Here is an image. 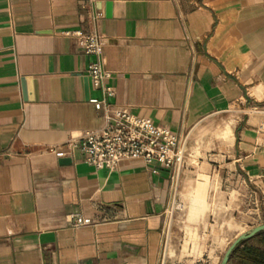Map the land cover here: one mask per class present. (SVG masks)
I'll list each match as a JSON object with an SVG mask.
<instances>
[{"label":"crops","instance_id":"0c3cea01","mask_svg":"<svg viewBox=\"0 0 264 264\" xmlns=\"http://www.w3.org/2000/svg\"><path fill=\"white\" fill-rule=\"evenodd\" d=\"M78 30L100 35L113 96L93 86ZM91 99L174 131L185 165L230 129V167L264 203V0H0V264H179L174 199L183 186L199 201L207 182L58 157L104 124Z\"/></svg>","mask_w":264,"mask_h":264},{"label":"rangeland","instance_id":"374dc122","mask_svg":"<svg viewBox=\"0 0 264 264\" xmlns=\"http://www.w3.org/2000/svg\"><path fill=\"white\" fill-rule=\"evenodd\" d=\"M231 145L232 131L221 129L215 139L210 136L203 145L200 155L205 165H184L181 169L195 180L207 182V190L193 204L187 187L178 190V202L183 205L174 211L179 264H212L213 257L215 264H220L236 236L264 223L260 193L230 167L232 161L225 156Z\"/></svg>","mask_w":264,"mask_h":264},{"label":"built area","instance_id":"2783aa9c","mask_svg":"<svg viewBox=\"0 0 264 264\" xmlns=\"http://www.w3.org/2000/svg\"><path fill=\"white\" fill-rule=\"evenodd\" d=\"M82 50L96 58L89 64L88 76L93 86L103 89L108 96H113V87H105L104 82L112 76L102 61L101 37L98 33L74 31ZM97 109H106L105 101L91 99ZM104 124L97 130L86 131L81 139H73L66 143L71 149L67 153L55 147L58 157H67L80 151L84 160L95 168H117L126 159L142 161L145 164H159L160 167L177 174L185 165L186 142L171 129L156 125L150 118L134 114L127 109H106ZM264 126V121L262 122ZM157 169H155V172ZM178 197L174 199L171 213L182 208ZM74 226L88 223L83 217H73Z\"/></svg>","mask_w":264,"mask_h":264},{"label":"trees","instance_id":"16d2710c","mask_svg":"<svg viewBox=\"0 0 264 264\" xmlns=\"http://www.w3.org/2000/svg\"><path fill=\"white\" fill-rule=\"evenodd\" d=\"M232 258L239 264H264V231L243 241Z\"/></svg>","mask_w":264,"mask_h":264},{"label":"water","instance_id":"95a60500","mask_svg":"<svg viewBox=\"0 0 264 264\" xmlns=\"http://www.w3.org/2000/svg\"><path fill=\"white\" fill-rule=\"evenodd\" d=\"M110 3H107V7H110ZM61 162L63 163H67L70 162V159H62ZM264 231V223L257 225L255 227H253L252 229H250L249 231L242 233L241 235H239L234 242L228 247V249L226 250L221 263L220 264H229L230 259L233 255V253L235 252V250L238 248V246L246 240H249L251 238H253L254 236H256L257 234L261 233Z\"/></svg>","mask_w":264,"mask_h":264}]
</instances>
